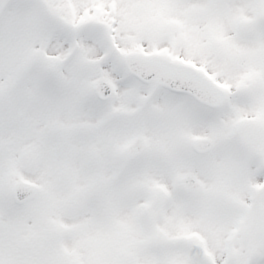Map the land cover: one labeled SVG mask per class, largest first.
<instances>
[{
    "label": "snow or ice",
    "instance_id": "6c2138e0",
    "mask_svg": "<svg viewBox=\"0 0 264 264\" xmlns=\"http://www.w3.org/2000/svg\"><path fill=\"white\" fill-rule=\"evenodd\" d=\"M0 264H264V0H0Z\"/></svg>",
    "mask_w": 264,
    "mask_h": 264
}]
</instances>
